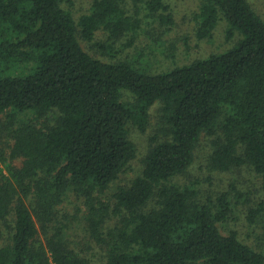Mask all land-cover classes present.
Returning <instances> with one entry per match:
<instances>
[{
	"label": "trees",
	"instance_id": "16d2710c",
	"mask_svg": "<svg viewBox=\"0 0 264 264\" xmlns=\"http://www.w3.org/2000/svg\"><path fill=\"white\" fill-rule=\"evenodd\" d=\"M68 1L0 0V264H264V238L249 245L233 224L264 231L253 1L200 0L194 39L224 22L232 46L169 70L146 54L176 25L166 0H93L79 17ZM135 130L148 149L122 181ZM205 140L214 174L247 181L194 177Z\"/></svg>",
	"mask_w": 264,
	"mask_h": 264
},
{
	"label": "rangeland",
	"instance_id": "374dc122",
	"mask_svg": "<svg viewBox=\"0 0 264 264\" xmlns=\"http://www.w3.org/2000/svg\"><path fill=\"white\" fill-rule=\"evenodd\" d=\"M167 3L172 7L174 15L176 16V25L172 28V31L166 38V46H159L151 40L152 37H149V46L147 47L146 54L147 56L155 63V67L159 70H169L176 65H183L189 63L193 60L205 58L214 52L225 51L226 49L232 46V42H228L225 36V23L221 22L218 28L216 29L215 36L211 41L198 42L194 39V29L195 25L192 20V17L195 12L199 10L200 0H166ZM255 6L256 11L264 19V0H252ZM69 2V4H68ZM67 5L72 8L74 14L77 17L81 16L88 12L89 7L93 0H69ZM71 3V4H70ZM189 38V43L185 40ZM103 37H98L96 41H101ZM147 40V41H148ZM234 42V41H233ZM187 44H190V47H187ZM92 47H86L87 50L100 59L108 60L101 54L100 49L98 48L96 42L90 44ZM173 48V49H172ZM156 51V56L154 55ZM156 70V69H155ZM148 138L147 133H141L135 130L131 139L136 144L137 147V158L132 164V170H129L127 175L122 177V181L127 178H132L137 171L140 170L142 165V158L145 156L148 149ZM210 142L208 140L203 141L202 150L204 154H201L193 168L192 174L194 177H207L209 174L213 177V183L209 186H220L222 184L231 182L232 180H238L239 183H244L247 181L246 178L242 177V172H231L227 174H214L210 170L211 162L209 160L211 153ZM233 182V181H232ZM226 184V185H228ZM220 188V187H219ZM241 207V206H240ZM235 224V229L239 230L242 238L249 244L256 248H259V245L264 238V231L261 228H253L248 226L246 218H242Z\"/></svg>",
	"mask_w": 264,
	"mask_h": 264
}]
</instances>
